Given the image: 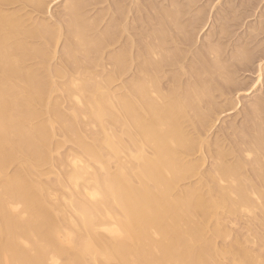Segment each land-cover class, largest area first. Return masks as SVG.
<instances>
[{
  "label": "bare ground",
  "instance_id": "1",
  "mask_svg": "<svg viewBox=\"0 0 264 264\" xmlns=\"http://www.w3.org/2000/svg\"><path fill=\"white\" fill-rule=\"evenodd\" d=\"M197 1L151 0V45H146L143 76L118 94L110 86L123 73V53L108 58L114 69L99 80L77 56L88 61L90 54L99 55L110 39L113 42L106 30L97 32V20L85 16L84 0H65L62 6L66 44L61 68L46 65L45 49L59 40L60 29L56 34L44 21L1 9L23 3L37 13H50L45 1L0 0V264H220L218 258L227 251L215 246L213 238L220 232L217 225L209 227L213 214L219 209L230 214H251L254 209L264 213V96L250 103L230 149L218 142L214 153L206 148L207 158L213 160L208 173L213 185L186 184L200 167L191 157L207 142L194 139L186 124L204 133L208 119L233 115L231 110L242 105L240 99L236 103L232 99L243 91L242 97L256 92L264 80V49L258 51L256 45L257 53L248 50L258 36L254 31L264 30L263 20L248 34L249 39L255 36L248 39L249 45L245 41L247 49L235 45L237 52L228 59L221 55L219 42L218 47L209 45L204 55L210 58L198 57L195 67L189 64L185 82L181 75L168 78V69L186 60L179 50L180 54L171 52L169 41H176L174 46L189 42L188 33H194L193 27L204 19L200 10L195 12L191 25L186 24L190 32L184 31L183 17ZM232 17L229 20H235ZM223 20L217 30L221 41L229 37L225 34L231 27ZM68 65H75L69 75ZM239 71L256 73L253 83L234 80ZM67 75L62 85L52 81ZM57 90L64 91L71 104L65 102L68 115L60 111L59 100H50L49 94ZM216 93L225 101L217 108L212 107ZM82 117L98 129L89 138L78 122ZM54 124L64 136L62 141L77 148L61 157L65 170L55 183L61 187L57 191L64 192L57 194V186L53 189L57 195L50 189L52 183L47 186L45 179L40 180L50 176V169L47 174L39 172L50 166L51 154L58 155L64 144L58 140L63 144L52 145ZM115 124L120 131L112 129ZM12 165L15 169L9 174ZM240 252L232 261L261 263L259 255Z\"/></svg>",
  "mask_w": 264,
  "mask_h": 264
},
{
  "label": "rangeland",
  "instance_id": "2",
  "mask_svg": "<svg viewBox=\"0 0 264 264\" xmlns=\"http://www.w3.org/2000/svg\"><path fill=\"white\" fill-rule=\"evenodd\" d=\"M44 1L47 5V8L50 10V13L49 12L46 13L45 11H44L45 13L44 12L37 13L33 10V8L26 6L23 3H17L14 5L2 6L1 9L7 13H12V12L18 13L19 16H21L22 18H25V19L32 18V20L34 19V20H38V21H44L50 26V28H52L55 31L56 34H58V31L60 29L62 32V36L59 38V40L58 39L56 40V42H55V44H53V46H46L45 49H46V52L48 53V56H49V60L46 62V65L50 66L51 68L52 67L53 68H57V67L61 68V67L65 66L64 57L62 54L63 46H65V44H66L65 32H64L65 30L62 29V27H65L64 26L65 25L64 19L62 20V18H63L62 17V6H63L65 0L62 2H58V0H44ZM133 1L134 0H86V1L84 0V2L86 4V7L84 8L85 16L90 18L91 21L97 20V23H98L97 29H99V31H97V32H99V34H100V32L101 33L104 32L105 30L107 32H109L108 34L110 35L111 38H113L112 41L114 42V44H113V42H111V39H110V43H108L109 45L104 46V48H102L101 53L99 55H96L95 53H93L95 55L90 54V58H89L90 61L84 60L79 55H77V56L81 60H83L82 64L84 65L85 69H87L88 71H91L92 73H96L97 79L99 80V78L105 77L108 72L110 73L114 69L112 67L111 61L108 60V58L110 59V56H112L115 53H123V55L125 57L124 58V64H123V68H124L123 73L119 77H117V80L114 81V83L111 84V86H110V89L117 92L118 94H123L124 92L126 93V89H125L126 86L130 82H132V81L143 76V74H141L142 72H140V69L142 70L143 59L145 60L144 57H147V55L145 54L146 48H147L148 44L151 45V0H137L135 2H133ZM183 1L184 0H182V2ZM198 1L196 2L197 6H195V8L192 7L193 9L191 8L192 11L187 10L188 11L187 13L190 12V14H188V16H187V14H186V16H184L185 20L183 17L182 24H184V25H186V24L188 25V23H190L191 20H193L191 18H193L195 12H197V11L198 12L201 11L203 13V16H202V14H201V16H202V18H204V19H202V21L198 25H196V27L195 26L193 27L194 31H195V32L193 31L194 33H191V34L188 33V35H190L188 37V40H190V41L189 42L186 41L188 44L186 42H185L186 44L185 43L180 44L179 40H178L179 42L176 43V44H178L176 46H174V44H173L176 41L175 42L169 41V43H168V44H170L171 42H173V43H171L173 46H171V44L169 45V46H171V47H169L171 52H174V51L179 52L180 51L183 54H180V52H179V54L181 56L182 55L185 56V57H183L184 58L183 60L186 59L183 62L184 63L183 65H181V66L177 65V67L174 65L176 68L173 66V67H171V69L173 68L172 70L170 68L168 69V71H167L168 78H171V77L177 78L179 75H181V78H183L182 80L185 82L187 80V78L189 77L188 76L189 73H187V72H189V68H190L189 64L191 66L193 65V67L197 66V64H198L197 58L198 57H200V59L204 58V60L206 58L209 59L210 57L209 58L205 57V55H207L206 48L209 45L210 46L216 45L218 47V42H219L220 49L221 48L223 49V51L221 50L223 52V54L220 51L221 55H223V57L227 56V58L229 56L233 57L232 54L233 53L235 54L237 52V50H236V52H233V51H235V45H237L236 47L238 48L239 47L238 45L240 44L241 46L245 47V49H247L246 48L247 46H245V45H247V44L249 45L248 41L253 36H255V34L258 35V36L256 35L257 37L255 39L252 38V40L255 43L250 44V46L252 45L251 46L252 48L248 47V50L253 52L256 49L253 52L255 54L258 46H260V47H258L259 48L258 51H262L264 49V43H263L264 42V32H262L264 30H260V31L258 30L259 34L257 33V31H254L256 33L252 37H250V39L248 36V34L252 35V33H253L252 28L253 27L256 28L255 25H257L259 22H261V20H263V22H264V0H211V1L210 0H201L199 2ZM164 4H166V3H164ZM248 4L249 5L251 4V6L248 7L249 6ZM213 7H215V8H213ZM243 10L246 11L245 14H244ZM191 15H193V16H191ZM228 16L232 19H233L232 16H234L235 20L232 21L230 19L232 22H229L230 20H229ZM222 17L224 19L229 20V21L227 20V22L229 24V27H230V25H231V27H230V29L227 28L229 31L227 30V34H225L229 37H226L225 39L223 38L221 41V40H217V39H218V37H219V39H221L220 37H222L218 33V31H219L218 30V26H219L218 24H220V21L222 22V20H223ZM189 19H191V20H189ZM237 19H238V21L236 22ZM58 21H60L61 23ZM224 21L225 20H223V23H227ZM187 25L185 26L186 30L183 27L185 32L187 31ZM190 25H191V23H190ZM261 25H262V27H264V23H262ZM261 29H263V28H261ZM188 31L190 32L189 29H188ZM170 34L173 35V33H170ZM188 35H186V36H188ZM178 36L181 37V35H178ZM178 36H177V38H178ZM172 37H173V40L176 38L175 35ZM245 41L247 44H245ZM34 43L35 44H41L40 41H34ZM250 43H252V42L250 41ZM261 43L263 44V46ZM105 44H107V43H105ZM256 45H258V46H256ZM175 47H179V48L177 49ZM253 48H254V50L252 51L251 49H253ZM226 59L223 58V60H225V61H226ZM231 61L229 60V63ZM233 61H235V60H233ZM95 62H96V64L98 63L99 65L98 64L95 65ZM229 63H228V65H229ZM232 63H234V62H232ZM229 67H231V65ZM72 68H75V65H72V67L70 65L67 66L68 75L72 73V71L70 70ZM228 69H232V68H228ZM150 73H151V70H149V74ZM183 73L185 75H187L188 77L183 75ZM237 73H239V74L236 75L234 73L235 74L234 75L235 77L233 76L234 80H236L239 83L245 82L246 84H244V85H248V86L253 83L255 76H256V73H252V72L248 73L245 71L244 72L239 71ZM68 75L65 78H53L52 81L56 82L59 85H62L66 82ZM263 78H264V71H263ZM165 81L168 82L169 80L166 79ZM246 81L248 82V84ZM241 86H242V84H241ZM242 87H245V86H242ZM241 89H244V88H241ZM60 90H57L55 92L53 91L54 92L53 94L50 93L49 96L51 95V97H52V99H50V100H52V101L59 100L60 102L58 101V103H60V106L62 107L60 111L64 110L65 113L67 114V112L68 113L70 112L68 110L69 106H67V104H69L70 106H71V104L67 102V99H64V98H67V97H65L66 94L63 93L64 91L62 92ZM243 92H241V93L243 94ZM241 93H238L239 95L237 94L238 96L241 95L240 96L241 98L236 95L234 97V99H232V97L230 96V98L234 101V103H236L237 98H238V101L240 99L239 102L242 105L241 108L239 110H237V108H236V110L233 108V110H231V111H234L233 115H227V114L225 115V113H223L221 115L220 114L214 115L211 119H208V121L206 122V129H203L205 132L202 130L204 133H198V132H196V130L194 131V129H192L190 127V124H186V130L191 134V136L194 139H196L199 142L202 139L203 140L206 139V141H207L206 144L203 145L204 147L202 146V149H201L202 151L195 153L191 157L192 161L194 163H196L197 165H199L200 167L197 171V175H195V177H193V178L189 179V181H187V183H186L187 185L198 184V183H200L199 181H204L208 186L213 185V179L208 177V173L211 171V168H212V164H213L212 161L213 160H211L210 158H207L206 148L207 149L209 148V150L213 151V153H214L216 150V143L217 142L219 144L221 143L220 145L223 147H226V149L228 147H229V149L232 147V142L234 141L235 137H237V135L239 133L240 125L243 124L244 121L247 119L246 113H247V110H248L247 108H249L250 103L255 98L264 96V80H263V85H261L256 92H253L249 96H247V97L243 96L242 97ZM217 96L219 97L220 100L218 99ZM221 98L222 97H220L219 94L216 93V96L214 95V98L212 99L213 101H215V102H212L213 104L211 103L212 107H214L213 105H215V107L217 108V106L219 107L218 104H220V106L222 103L225 104V101H223V98L222 99ZM48 100H49V98H48ZM62 101H64V102L62 103ZM61 103H62V105H61ZM214 103H216V104H214ZM41 110L46 113L45 110H43V109H41ZM64 111H62V112H64ZM65 113H64V115H66ZM46 115H48V114H46ZM43 117H44V115H43ZM48 117H46V118H48ZM77 121H78V119H77ZM78 122H80L81 125H84L83 128L85 130L79 124L81 127V130L83 129V131H82L83 135H85L84 134L85 132H86V136L89 133H90L89 135H91L93 133V131L96 132V130H98L97 127H92L91 125H89L88 121L86 119H84L83 117L81 118V121L79 120ZM53 126H54V130L55 129L56 130L55 131L52 130V131H54L52 142H54V140H55V142L52 143V145L53 144L55 145L57 143H60V141H58V140L62 141L64 136L61 135L60 131L58 130V125L54 124ZM235 127H236V129H235ZM112 129H116V131L117 130L120 131L119 130L120 127L118 125L113 126ZM57 132H58V136H57V134H55ZM54 135H56V137ZM89 135L87 136L88 138L91 137ZM87 137H86V142H90V140H88ZM123 139H125V137H123ZM56 141H57V143H56ZM62 142L60 144L64 143V142L63 143ZM124 142L126 143L127 140L126 141L124 140ZM64 144H66V143H64ZM64 144L62 145V147L60 145L61 148L59 150H61V151L59 152V150H58V155H61V156L59 157L56 153L55 154L52 153L51 154V158H52L51 163L52 164L50 163V166L48 164L49 167L47 165H44V166H42V168H40L41 170H39V172L41 171V173L46 172L47 169H50L49 173L52 172L50 174L51 177L47 174V172L45 173L48 175V177L46 175L47 178L45 176L41 178V176H40V180L42 179L41 182L44 183L45 180H46L45 183L48 182L46 184L47 186H50V184L52 183L51 187H50L52 193H55L53 191L58 186L57 185V183H58L57 179L62 175L61 172H63L65 170L63 165H61V161H60L61 157L63 160L62 155H64V153H65V157H66V154H67L66 152L71 151L69 154H71L72 152H74V153L76 152V151H74V149L76 148V147L74 148L75 145L67 143L64 146ZM72 149H73V151H72ZM203 150H205V151H203ZM54 151L55 150H53L52 152H54ZM123 153L121 154V159H123V161H125L128 159L126 157L127 152L124 154ZM55 159L57 160V162L62 167L61 166L57 167V165H59V164H56L57 162ZM111 164H112L111 167L113 168L114 164L112 162H111ZM45 166H47V168ZM10 167H9V169H7L8 170L7 172L9 174L13 172V169H15V168H13L14 167L13 165ZM60 168H61V170H60ZM42 170H43V172H42ZM53 172H54V175H52ZM249 172H248V174H251ZM37 174L39 175V173H37ZM35 178H36V176H35ZM38 178L39 177H37V179ZM54 178H55V181H53ZM55 182H57V183H55ZM53 183H55L56 186H55V184L53 185ZM59 187H60V185L57 187L58 189L55 190L56 193L58 194V192H59L60 194H63V192H64L63 189H62L63 191H61L62 193L60 191H57V190H59ZM56 193H55V195H57ZM61 196L62 195H58L57 197L62 199ZM59 198H57L58 201H56V202L61 203V201H63V200H61L59 202ZM239 212L235 213V214H230V213L226 212L225 209H219L217 211V215L214 216V214H213V216L209 220V227L213 228L214 225H215L214 227H216V225H217V230H219V232H220V237L213 238L215 236V234H213L214 232L212 233V231H210V229H209V231L214 235V236L212 235V237H211V233L208 232L210 234V237L213 238V240L216 239V240H214V241H216L215 242L216 244L214 243L215 246L217 245L218 250H220V249L222 250L224 248L223 251H227V252H225L226 253L224 255L225 257H223V255H222V258H224V260L222 258H221V260H219V258H218V261L220 262V264H225V263L226 264H233V263L237 264V262H234V260L232 261L233 255L235 256V252L238 253L239 251H241V252L245 251V252H248V253L253 254V255L254 254L259 255V257H260L259 260L261 262L260 264H264V213H262V211L260 212V210H258V209H254L253 213H251V214L250 213H248V214L242 213V211H241V213H239ZM243 212H245V211H243ZM216 218L218 219V221H216ZM217 236H219V235H217ZM236 256H237V254H236ZM222 260H223V263H221Z\"/></svg>",
  "mask_w": 264,
  "mask_h": 264
}]
</instances>
